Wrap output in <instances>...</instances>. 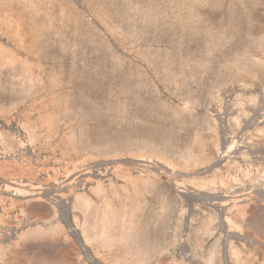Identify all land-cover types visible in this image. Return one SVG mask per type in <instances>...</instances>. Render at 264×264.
<instances>
[{"label": "rangeland", "instance_id": "obj_1", "mask_svg": "<svg viewBox=\"0 0 264 264\" xmlns=\"http://www.w3.org/2000/svg\"><path fill=\"white\" fill-rule=\"evenodd\" d=\"M0 264H264V0H0Z\"/></svg>", "mask_w": 264, "mask_h": 264}]
</instances>
